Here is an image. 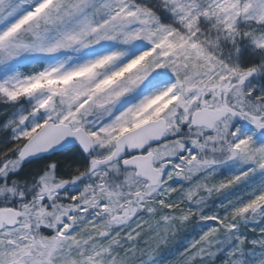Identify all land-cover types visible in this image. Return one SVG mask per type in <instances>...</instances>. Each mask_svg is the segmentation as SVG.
Segmentation results:
<instances>
[{
	"label": "snow or ice",
	"instance_id": "6c2138e0",
	"mask_svg": "<svg viewBox=\"0 0 264 264\" xmlns=\"http://www.w3.org/2000/svg\"><path fill=\"white\" fill-rule=\"evenodd\" d=\"M0 264H264V0H0Z\"/></svg>",
	"mask_w": 264,
	"mask_h": 264
}]
</instances>
